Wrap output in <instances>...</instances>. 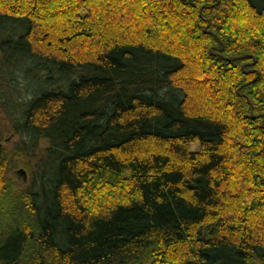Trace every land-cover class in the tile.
<instances>
[{"label":"trees","instance_id":"1","mask_svg":"<svg viewBox=\"0 0 264 264\" xmlns=\"http://www.w3.org/2000/svg\"><path fill=\"white\" fill-rule=\"evenodd\" d=\"M2 69L0 264H264V0H0Z\"/></svg>","mask_w":264,"mask_h":264},{"label":"rangeland","instance_id":"2","mask_svg":"<svg viewBox=\"0 0 264 264\" xmlns=\"http://www.w3.org/2000/svg\"><path fill=\"white\" fill-rule=\"evenodd\" d=\"M218 7H221L220 5ZM245 66H247V63H244ZM252 66V64H249ZM255 70V69H254ZM6 75V73H4V70H0V85L1 89L0 92L2 93H10L11 91H15L13 88V83H10L9 80L6 79V77L4 76ZM21 85L18 86V90L22 91H26L25 82H20ZM249 84V83H248ZM246 85V84H245ZM12 86V87H11ZM3 87V88H2ZM16 95L17 94H13ZM19 98V97H17ZM3 100V97L0 95V101ZM264 115V113H262V116ZM14 123L13 120L11 119V115L10 112L5 108V105L0 102V137H2L3 139V143L5 148L9 151H11L14 148V145H16L17 141L20 139L19 138V134L16 133L15 128H14ZM48 144L46 139H42L40 142V147L41 149L36 153V156L34 158H29L28 160H30V162H32V164L34 165L37 158L41 155V153L43 152V148ZM192 150L197 151L200 149V143L198 142H193L191 144L190 147ZM14 157H16V155H13ZM27 158L28 156H26L25 158H21V160H23L21 162L20 165L14 166L12 165L7 173L5 174V179L6 178H11L12 182L15 183L14 185V193H17L21 190V186L24 187L25 185H27L31 179V173L30 170L28 168V166L25 164L27 163ZM17 161H19V159L16 157ZM4 178V177H3ZM3 181L5 182V180L3 179ZM19 187H17V186ZM16 186V187H15Z\"/></svg>","mask_w":264,"mask_h":264}]
</instances>
